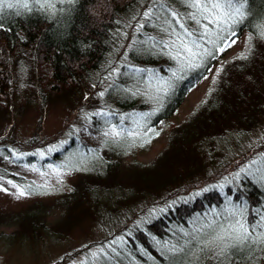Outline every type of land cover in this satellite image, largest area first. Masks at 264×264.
Segmentation results:
<instances>
[{
    "label": "trees",
    "instance_id": "16d2710c",
    "mask_svg": "<svg viewBox=\"0 0 264 264\" xmlns=\"http://www.w3.org/2000/svg\"><path fill=\"white\" fill-rule=\"evenodd\" d=\"M6 2L13 7H0V112L10 111V100L26 106L92 82L101 116L43 159H12L63 170L73 158L90 163L52 203L8 217L15 232L44 241L68 217L70 225L87 219L107 230L103 264H264V0H240L243 16L220 24L203 7L216 0ZM232 32L235 43L246 35L244 48L219 51ZM181 40L196 41L198 55L189 57ZM212 71L186 121L170 126L175 135L156 163L139 161L137 149L152 143L158 122ZM169 161L178 165L167 168ZM232 164L220 185L190 186ZM160 173L151 193L147 179ZM56 210L63 219L54 222Z\"/></svg>",
    "mask_w": 264,
    "mask_h": 264
},
{
    "label": "rangeland",
    "instance_id": "374dc122",
    "mask_svg": "<svg viewBox=\"0 0 264 264\" xmlns=\"http://www.w3.org/2000/svg\"><path fill=\"white\" fill-rule=\"evenodd\" d=\"M246 40V35H242L230 52L242 50ZM214 71L203 77L199 84L188 93L174 115L158 122L152 143L139 146L137 149L136 157L139 161L154 163V160L158 159L160 153L168 147L170 138L175 135L171 132L170 126L178 124L180 126L181 122L186 121L185 117L198 105L206 93L210 80L214 77ZM89 83H81L79 87L63 95L45 98L42 102L37 100L26 106H22L17 100H10V111L1 110L0 146L11 147V149L0 150V218L3 220L28 211L26 209L37 201L52 203L54 197L60 192L72 189L75 184L83 180L84 175L81 171L90 166L89 162H80L85 159L83 157L79 160L73 158L70 161V166L81 168V170H73L72 167L63 170L47 164L39 166L32 160L28 162L26 160L23 163L12 162V159L15 155L24 157L32 155L33 159L36 157L39 160L43 159L49 152L53 154L57 151L65 140H69L74 135L73 130L78 131L81 124L84 125L93 116L97 118L99 109L93 96L95 90L91 85L92 82ZM97 119L101 120V116ZM45 141L47 143L43 146ZM171 164L178 165L175 161H169L166 167L168 168ZM233 167L234 164L225 166L223 170L217 169L214 173L211 170V178H204L203 181L199 179L197 184L190 182L193 183L190 186L198 190L199 187L220 185L222 180H225L224 173L231 171ZM162 174H152V177L147 179L152 183L148 184L151 193H153L151 188L158 187L155 185L156 181H163L164 175ZM21 189L24 190L23 195L19 194ZM166 191L162 189L160 193ZM58 218L63 219L60 211L56 210L50 216V220L56 222ZM68 218L66 227H62L63 230L51 231L44 241L36 240L32 234H28L23 239L22 233L15 232L17 227L14 226L18 225L15 220L3 221L5 226L0 229V264H52L63 254L68 258L59 264H103L102 239L108 236L106 228H103L98 221L87 219L70 225L72 221ZM126 221L124 219L118 221L114 226L117 227L116 230L127 224ZM90 243L93 244L89 245ZM87 245L89 247L85 248ZM73 252L76 253L70 255Z\"/></svg>",
    "mask_w": 264,
    "mask_h": 264
},
{
    "label": "snow or ice",
    "instance_id": "6c2138e0",
    "mask_svg": "<svg viewBox=\"0 0 264 264\" xmlns=\"http://www.w3.org/2000/svg\"><path fill=\"white\" fill-rule=\"evenodd\" d=\"M7 6L8 8H12L13 5L11 3H7L6 0H0V7H4ZM194 7H201V5L199 3H196L193 5ZM203 7L205 9H209L212 13H215V15H213L211 17V23H215V24H220L222 20L231 18L233 19V21L235 22L237 17H242L243 16V12H242V7L243 5L240 3V0H216L215 3H212L211 5L205 3L203 5ZM175 15V14H173ZM208 28L207 25L205 26V34H207ZM187 32V30H186ZM188 36H191L192 33L191 32H187ZM235 36V32H232L231 35L229 37L226 38V41L224 43V48H220L219 51H224L227 47H230L232 43H235V40L232 39V37ZM179 39V38H178ZM198 39H200L198 37ZM228 40H230L231 42H227ZM180 46L189 54V57H196L198 54L196 52H193V48L194 47H199L196 43V41H192L191 45H189L188 42L181 40L180 41ZM190 67H198V65L195 64H191ZM43 155V154H41ZM51 167V166H50ZM9 183H11V181H9ZM19 194L23 195L24 194V190H19ZM241 228H243V225H241ZM246 232V230H245ZM248 237L247 235H240L237 236L236 239L238 241H243L246 240Z\"/></svg>",
    "mask_w": 264,
    "mask_h": 264
}]
</instances>
